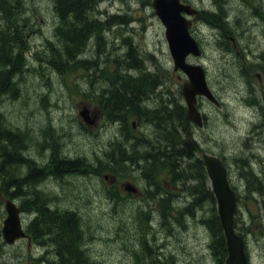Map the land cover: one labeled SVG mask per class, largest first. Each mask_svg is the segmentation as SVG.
<instances>
[{
  "label": "rangeland",
  "instance_id": "obj_1",
  "mask_svg": "<svg viewBox=\"0 0 264 264\" xmlns=\"http://www.w3.org/2000/svg\"><path fill=\"white\" fill-rule=\"evenodd\" d=\"M150 1L153 0H103L100 7L107 9L105 14L119 11L121 15H127L128 22L115 24L110 28L106 27L102 31L103 40L101 37L96 38V25L90 23L88 29L92 32L86 34L84 43L87 45L92 41L90 49L83 54L85 47L83 43L79 46L72 41L68 45L62 38L63 49L73 57H76L78 53L79 57L86 56L95 59L87 62L81 58L83 68L75 66L62 74L49 62L53 50L51 47L60 44L55 31L58 17L52 0H22L25 13L23 17L30 19L31 22V26L26 30L29 33L26 37L29 51L27 53L24 48L22 49L24 56L22 66L26 70L16 76V96L10 93L2 97L0 110L4 128L20 127L27 134L20 132L22 144L30 143L27 155L39 161L44 158L42 156L46 151L42 150V147L47 142L46 138L50 141L48 134L52 133L54 136L51 140L57 145L60 142L66 154L82 156L88 163L95 165L107 163V152L112 146L111 141L118 136L121 137L120 123H104L101 119L103 113H101L96 125H87L79 111L86 104L90 107L91 118L96 117L97 100L92 98L94 95L98 96L102 89L110 86V80L116 70L133 75L139 74L138 69L128 66V70L124 69L126 67L124 60L128 63L133 61L125 57L130 45L135 47L137 59L141 61L145 70L150 71V75L154 76V81L159 80L164 83L155 91L146 85L150 87L153 94H156L150 104H154L157 96L162 93L166 94L168 90L173 93L178 91L184 81L181 78L184 75L174 69L165 37V27ZM190 1L200 8L215 7L213 0ZM248 1L227 0V7L232 16L236 8L239 13V15L235 13L234 18L237 27L247 21ZM259 3L264 5V0H255V5L262 6ZM93 12L95 16L98 14L96 8ZM200 23L198 21L193 32L202 39L204 54L202 60L196 59V61L204 63L208 69L211 85L216 91L225 87L223 97L228 104L217 108L215 112L214 108L206 104L207 110L214 113L211 116L210 126L198 131L199 141L206 150L214 152L221 150L227 161L231 160V157L233 159L234 151L239 155L242 152L249 153L250 160L255 162L258 169L262 168L260 172L264 175V129L261 128L259 132L252 133L250 126L253 123L248 117L251 111L236 107L234 98L237 97L239 91L237 87H233L235 78L233 68L236 69L239 63L230 55H222L220 50L223 47L233 52L234 47L232 44L228 45L222 38L219 40L217 34L210 32L213 31L212 28L209 31ZM263 30L264 25H257L245 39H242L243 35L237 32L240 44L244 46L253 41L252 49H256L264 43ZM77 38H81V35ZM64 50L63 53H65ZM150 55H155V58L152 59ZM27 58L29 63L26 61ZM263 82L264 79H262ZM148 93H150L149 90ZM138 94H142L143 97L142 91ZM110 100L117 102V94H113ZM138 129L139 132L146 133L147 137L155 136L151 123L147 122L145 125L142 123L138 125ZM154 139L156 140L157 137ZM243 148L244 151H242ZM9 149L11 150L10 168H12L10 176L14 178V165L25 163L28 156L23 147L20 148L18 145ZM141 149H144V146ZM21 157L25 159L19 161ZM109 165L111 164L104 166L99 174L77 173L70 177L55 178L56 184L51 179L39 186L40 194L46 197V202L50 203L52 208L59 211L70 208L78 212L79 225L83 229L88 242L89 254L95 264H141L139 260L143 262L148 255L150 257L145 259L144 264H159V259L164 261L163 264H216L210 246L211 234L203 221L210 209L208 201L204 206L199 205L191 217L186 216L182 221L172 219V224L170 221L167 222V225H171L168 227L161 222L160 212H155L153 227L151 225L149 227L150 216L146 219L143 215L150 209L146 202L143 203L144 200L136 198L131 200L127 197L114 198L111 195L113 191L120 190L119 185L124 191V184L130 180L136 168L125 161L120 163V166H130V170L122 178L116 171L118 168ZM58 182L64 184L58 185ZM114 183L117 185L112 187ZM26 189L33 191L32 187ZM48 191L53 192L57 197H51L53 195H50ZM178 193L175 194L174 205L181 208L187 202V196L183 197ZM29 197L32 196L29 195ZM157 201L158 199L154 202ZM260 204L248 200L244 205L247 212L243 214H261ZM1 214L4 217L2 204H0ZM253 228H255V233L250 238L254 264H264V228L263 226ZM145 236L154 249L147 251L142 248V240ZM141 253H146V255L143 256Z\"/></svg>",
  "mask_w": 264,
  "mask_h": 264
},
{
  "label": "trees",
  "instance_id": "obj_2",
  "mask_svg": "<svg viewBox=\"0 0 264 264\" xmlns=\"http://www.w3.org/2000/svg\"><path fill=\"white\" fill-rule=\"evenodd\" d=\"M89 1L92 4L96 3V0H54L56 10H58L59 15H62L63 18L62 27L65 29L63 30V28L59 26L57 27V32L59 36H62L64 38V41L68 45L72 41H75V43L80 46L81 43H83L85 40V37H83L86 35V34L84 35V31L82 33V37L77 38V36H79L80 34L75 33L74 29H77L78 31L81 32L80 28L82 29L83 26L89 28V24L92 23L89 21L88 18V7H90ZM23 12L24 10H23L22 0H0V101H1V97L6 92H12L15 94L17 91L15 79L18 74L17 71H20L22 69V64L24 61L22 49L24 46H27L25 40L26 34L24 32V26L25 23L26 24L28 23L26 21H23L24 23H21V19L23 18L22 16ZM66 14L70 18L69 20ZM72 38H74L75 40H73ZM51 48L53 49V47ZM64 52L65 53L59 50H52V54L50 55L51 58H49V61L53 63L56 67L58 68L60 67L61 70H69V68H73L75 66L78 67L83 66L82 60L75 61L76 58H74L73 55H70L65 50ZM89 61L90 60H88L87 62ZM11 69L12 71H10ZM125 81H127V85L124 87L127 88H125L123 91L124 96L126 95L127 92L134 91L133 89H131L134 88V85L128 83L129 81H132L133 83L144 82L145 79L141 80L139 78L137 79L130 78L129 80L127 79ZM150 87H153V85L152 86L150 85ZM111 88H112L111 90L112 93H110L109 98L105 100L104 103L102 104L103 106H107L108 109H110L113 104L109 100L111 98V95L116 94L114 88L112 86ZM142 93L144 95V90H142ZM122 100L123 98L120 97L118 98L119 102ZM118 101L115 102L116 108L118 112L120 111L119 114H121L123 110L120 108L121 104L118 103ZM127 102L135 103L136 101H134L131 98H128L127 100L122 102L124 107L127 106L126 105ZM171 111L173 110L170 109L169 111L167 108H163V109L160 108L157 110V112L155 110L154 112L151 113L153 114L152 117L154 118V122L158 126V132H161L162 135L159 133L156 140L154 138L151 140H147L148 142L147 144L146 142L144 143L143 141H140V139L137 140L136 143H134L135 145H137L135 150L134 149L128 150L127 148L128 156H132L133 153L136 154V159H132L131 162L140 164L139 168L141 169H143L147 165L146 167L151 172V173L149 172L150 174H152L153 171L152 168L154 167L153 166L154 162H156L158 167L161 166L159 164L161 163L160 160H162L163 162L165 161L162 155V150H160L162 146L163 147H166L168 145L173 146L174 153L172 154L171 158H173L174 162L177 161L179 156L180 157L184 156L186 150L192 151L193 147H195V144L189 142L186 139L187 136L182 135L181 133V132L187 133L190 130L191 128L190 120L186 117L185 113H180L177 115L176 111H173V113ZM115 118H118V116L113 117V119ZM123 125L125 130H129L132 127L130 123H128L126 120H124ZM165 131H166V135H164ZM129 133L130 131L126 133L127 135L125 134L124 136V141L126 142V146L130 145V140H132V136ZM164 139H166V141H164ZM0 140L2 141L0 142V152L4 151L6 153V158H7V160L5 161L3 160V157L2 158L0 157V175L6 176L7 173L5 170V168H7L6 164H8L9 166L11 165V160L9 156L11 150L9 148L16 145L22 148L24 145L22 144V135L20 132L12 130L10 128L3 127L1 115H0ZM141 146H144L145 149L142 150ZM149 147L158 148L157 156H153V154H151L154 152V150L150 151ZM24 159H25L24 157H21L19 161ZM35 172L36 170L34 171V173ZM17 175H19V170L13 169L14 178ZM33 176L34 175H30V177ZM149 177H151V175H149ZM148 179L154 180L153 178H148ZM261 190H263V187H261ZM209 195L211 196L212 199H214V195L212 194V192ZM214 212L215 210L213 211V213ZM210 217L211 218L207 219L205 222L208 225L212 235V241H213L212 246L218 252L216 256L217 264H224L225 258L227 256V247H226V239L224 236L223 227L216 213H214ZM40 218H41L40 215H37L34 222L38 224V220H40ZM46 222H48L49 225L54 227H56L55 225L59 227H64L66 225L64 216H60L59 214L55 215V212L49 214V217L46 220ZM70 227L74 229L73 232L70 231V234L71 233L73 234L76 242L77 243L83 242L82 234L80 230L77 231L75 225L73 227L72 224L70 225ZM59 240L61 241V239ZM73 244L74 243H72V245H69V251H68V253L72 254V256H69L65 264H85L86 261L85 258L82 256V251L80 250V247H78V249L75 250Z\"/></svg>",
  "mask_w": 264,
  "mask_h": 264
},
{
  "label": "flooded vegetation",
  "instance_id": "obj_3",
  "mask_svg": "<svg viewBox=\"0 0 264 264\" xmlns=\"http://www.w3.org/2000/svg\"><path fill=\"white\" fill-rule=\"evenodd\" d=\"M261 4V3H259ZM263 12H264V5ZM259 16H263V13H260ZM258 18V15L255 17L254 20ZM233 23H235L233 21ZM234 41V40H233ZM250 59V56L248 57ZM255 75L262 80V76L259 72H255ZM134 100V99H133ZM54 136L52 133L48 134L49 139L46 138L45 145H43L42 150L46 151L43 154L42 158L38 165L35 163L33 164H26L23 166L22 173L26 174L28 178L30 175H34L33 183L37 182L41 184L43 182H47L51 179L55 180V178H59L63 176H67L68 174L72 175L74 170H77L75 166L77 156H71L65 153L62 156V147L60 146V142L58 140V145L54 141L52 142L51 138ZM57 139L58 136L56 135ZM2 142V141H1ZM137 145H128L126 148L128 150H132L136 148ZM150 151L154 150L153 156H157V147H149ZM163 148L161 147L160 150ZM0 157H3V160H7L6 153L3 151L0 152ZM123 160L131 164L132 159H136V154L133 153L132 156H128L127 152H124ZM123 161V162H124ZM132 165L138 170L139 165L137 163H132ZM6 176L4 178H0V185H4L5 188H0V199H6V195L12 197L13 199L21 202L24 198L29 197L31 191H28L26 188L30 187L31 182H26L25 185H21V181L13 178L10 176L12 168L8 164H6ZM124 169V168H122ZM36 172L34 173V171ZM125 170V169H124ZM135 170V169H134ZM123 175H126V172H122ZM144 172L140 173L137 180H129L127 183L124 184V191L119 190L120 197H127V198H136L142 199L146 201V198L149 196L159 197L160 193L163 191V186L172 187V185L165 179L162 178V184L157 185L152 182H147L144 177ZM129 184V185H128ZM149 187L151 189L149 190ZM150 191V192H149ZM49 192V191H48ZM149 192V193H148ZM50 193V192H49ZM51 195V193H50ZM27 196V197H26ZM22 209V208H21ZM46 211V210H44ZM70 212V219L65 220V226L62 228V234H58L57 237L52 235L50 227L46 230V228H30L29 224L26 226V236L22 239L17 240L12 244H8L4 241L3 233H2V221H3V214L0 215V264H29L35 261L36 264H42L44 261L46 264H65L68 260L69 256L72 254L68 253L69 245H72L76 248V240L73 238V234H70V231L73 232L74 229L70 227L72 224L73 227H76V221H74L75 217V210L68 209ZM72 212V213H71ZM49 215V210L46 211ZM67 236V237H66ZM71 236H73L71 238ZM70 238V241H68ZM56 239V240H55ZM61 239V241L59 240ZM67 245V246H66Z\"/></svg>",
  "mask_w": 264,
  "mask_h": 264
},
{
  "label": "water",
  "instance_id": "obj_4",
  "mask_svg": "<svg viewBox=\"0 0 264 264\" xmlns=\"http://www.w3.org/2000/svg\"><path fill=\"white\" fill-rule=\"evenodd\" d=\"M154 6L167 26V37L177 67H182L191 77L190 83L185 85L184 94L190 105V116L200 123V115L194 106L196 94L205 93L209 97H212V94L207 88L204 76L199 68L188 65L184 61L185 56L190 51L199 52L189 34L190 21L182 14L183 11L193 13L195 10L189 5L182 4L179 0H155ZM86 119L88 120L87 117ZM205 160L219 200L220 218L227 237L228 257L225 264H248L244 238L237 235L234 230L235 195L227 181V170L222 162L215 157L206 155ZM8 208L10 216L5 222V234L12 240L13 236H18L21 232L19 230L18 211L11 205Z\"/></svg>",
  "mask_w": 264,
  "mask_h": 264
},
{
  "label": "bare ground",
  "instance_id": "obj_5",
  "mask_svg": "<svg viewBox=\"0 0 264 264\" xmlns=\"http://www.w3.org/2000/svg\"><path fill=\"white\" fill-rule=\"evenodd\" d=\"M205 1V0H204ZM90 2V1H89ZM23 4V3H22ZM92 3L90 2V7H88V18H89V21L90 22H92L93 24H95L96 25V30H95V36H96V38H100L101 37V33H100V23H99V21H98V18H97V15L95 16L94 15V12H93V10L96 8V10H97V12H98V6L96 5V3H94V4H92ZM23 8H24V4H23ZM24 10V9H23ZM66 16H67V14H66ZM90 16V17H89ZM68 17V16H67ZM70 18L68 17V20H69ZM62 20H63V18H62V15H59V17H58V23H57V25H58V27L59 26H61L62 27ZM76 25V24H75ZM63 28V27H62ZM63 30H65L64 28H63ZM62 30V31H63ZM81 30V32L80 31H78L77 29H74V32L75 33H79L80 35H81V37H82V33H83V31H84V35L85 34H88V33H91L92 32V30H89L88 29V27H84L83 26V28L82 29H80ZM86 36V35H85ZM85 36H83V37H85ZM57 37L59 38V41H60V44L58 45V46H54L53 47V50H59V51H63V47H62V44H61V39L63 38L62 36H59V35H57ZM92 41V40H91ZM91 41L87 44V45H85L86 43H84V45H85V47H84V49H83V51H82V54L85 52V51H88L89 49H90V45H91ZM94 42H96V40H94ZM60 47V48H59ZM24 48V50L28 53V51L29 50H27L28 49V47L27 46H24L23 47ZM74 58H76L75 59V61H81V58L84 60V61H88V60H95L94 58H90V57H86V56H81V57H79L78 56V53H77V56L76 57H74ZM26 61L28 62V58L26 59ZM50 62V61H49ZM29 63V62H28ZM51 63V62H50ZM53 64V63H52ZM54 65V64H53ZM55 66V65H54ZM56 67V66H55ZM59 71H60V73H64V72H66L67 70H61L60 68H58V67H56ZM81 68H83V66L81 67ZM24 70H26V68H24L23 66H22V69L20 70V71H17L18 72V74L17 75H19L20 73H22V72H24ZM10 71H12V69L10 70ZM10 74H11V72H10ZM10 74H9V77H10ZM13 75V74H12ZM8 77V78H9ZM13 79V78H12ZM12 81V80H11ZM6 82V81H5ZM11 84H12V82H11ZM110 84V83H109ZM149 85H153V87H151V89L152 90H156V88H157V85L156 84H151V83H149ZM111 84H110V86L109 87H106V88H104V89H102V92L97 96V95H94L93 96V98L92 99H95V100H97L96 102H101V103H104V101L105 100H107L108 98H109V96H110V93H112L111 92V90H112V88H111ZM112 96V95H111ZM144 96H145V98L146 99H149V98H151V95L150 94H148V92L146 91V90H144ZM97 98V99H96ZM110 100V99H109ZM111 101V100H110ZM113 104H112V106H111V108L110 109H108L107 108V106H105V108H106V110H107V112L109 113V116H108V123H112V122H115L116 121V118L115 119H113V117H116V111H117V108H116V103L114 102V101H111ZM115 104V105H114ZM114 105V106H113ZM0 115L2 116V112H1V110H0ZM114 124V123H113ZM10 129H12V130H15V131H19V132H21V133H23V134H26V133H24L23 131H22V129L20 128V127H12V126H8ZM27 135V134H26ZM0 142H1V140H0ZM53 142V141H52ZM111 143H112V146L110 147V149H109V151L107 152V159H108V161H107V163L105 164V165H103V163H101V164H98V165H95V164H93V163H88V161L84 158V157H82V156H77V159H76V163H75V166L77 167V170H74V172H73V174L72 175H74V174H77V173H80V174H84V173H86V172H91V173H96V174H99L100 172H101V170L103 169V167L104 166H107L109 163L111 164V165H109V166H112V167H115L116 166V168H121V166L119 165L120 163H123V158H124V152L126 151L127 152V148L125 149V147H127L126 146V142L124 141V138H123V136H122V134H121V137H117L116 139H114L113 141H111ZM30 145V143L29 142H27V143H25V145L23 146V150L25 151V154L27 155V150H28V146ZM27 146V147H26ZM259 148V147H258ZM257 148V149H258ZM260 151V150H259ZM174 153V151H173V146L172 145H168V146H166V147H164L163 149H162V155H163V158L165 159V160H168V158L170 159L171 157H172V154ZM94 154V153H93ZM65 155V152H63L62 151V156H64ZM28 156V159H27V161L25 162V163H16L15 165H14V170H19V175H17L16 177H15V179H17V180H19V181H21L22 183H21V185H25V183L28 181V182H31V181H34V180H36V179H33L34 178V176L33 177H30V178H28L27 177V175L26 174H23L21 171H22V168H23V166H26V164H33V163H35L36 165H38V162H39V160H37V159H35L33 156H30V155H27ZM72 175H70V174H68L67 176H61V177H70V176H72ZM46 182V181H45ZM53 182L56 184V181L55 180H53ZM61 184H64L63 182H58V185H61ZM39 186H40V184H38L37 182H35V183H33V182H31V185H30V187H32L33 188V191L31 192V194H30V196H32V197H29V199H30V202H31V204H38V205H40L41 207H43L44 208V210H49V212L52 214V212H55V215H60V216H64V219H70V212L68 211V209L69 208H66V209H64V210H61V211H59V210H57V209H54V208H52L51 207V205H50V203H47L46 202V197H43L41 194H40V192H41V188H39ZM51 193V195H53V196H51V197H53V198H56L57 197V195H55L53 192H50ZM46 211H44L43 212V214H42V216H41V220L45 223V225H47L48 227H50V229H51V227H52V229H51V232H52V235H54V237H57V235L58 234H62V228L61 227H59V226H57V225H55L56 227H54V226H51V225H49V223L48 222H46V220L48 219V217H49V215L46 213ZM75 217H74V221H76V230L78 231V230H80V229H82V227H81V225H79V220H78V212L75 210ZM192 221V220H191ZM197 221V220H196ZM210 222V221H209ZM175 223V222H174ZM179 224V223H178ZM214 224V223H213ZM200 226V225H199ZM96 227V226H95ZM211 227V226H210ZM166 229V228H165ZM174 231V230H173ZM175 234V233H174ZM67 237V236H66ZM73 236H71V238H72ZM74 238V237H73ZM69 240L68 241H70V238H68ZM56 240V239H55ZM138 243V242H137ZM67 246V245H66ZM78 247H82V243H77L76 242V248H75V250L76 249H78ZM182 261V260H181ZM44 262V261H43Z\"/></svg>",
  "mask_w": 264,
  "mask_h": 264
}]
</instances>
